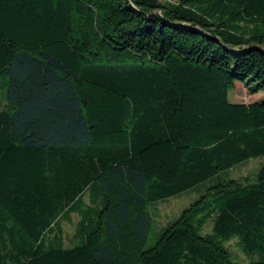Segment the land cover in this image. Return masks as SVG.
<instances>
[{
	"label": "trees",
	"instance_id": "1",
	"mask_svg": "<svg viewBox=\"0 0 264 264\" xmlns=\"http://www.w3.org/2000/svg\"><path fill=\"white\" fill-rule=\"evenodd\" d=\"M241 82L264 95V0H0V264H237L234 236L264 264V164L148 247L151 203L264 155Z\"/></svg>",
	"mask_w": 264,
	"mask_h": 264
},
{
	"label": "rangeland",
	"instance_id": "2",
	"mask_svg": "<svg viewBox=\"0 0 264 264\" xmlns=\"http://www.w3.org/2000/svg\"><path fill=\"white\" fill-rule=\"evenodd\" d=\"M161 2H170L177 3L179 0H160ZM1 95H5V90L0 89V99ZM264 98V95L258 94H250L245 87L244 83L241 82L236 85L235 88L229 90V100L231 102L238 103H249L253 101H260ZM5 105L4 101H0V106ZM264 164V155L258 157L249 158L241 163L236 164L231 169L222 172L219 176L211 177L204 182L198 184L194 188L186 190L178 195H174L165 199H161L157 202L151 203L149 206V213L153 218V232L151 234L148 247L153 245L158 237V231L168 224L169 221H173L178 218L181 212L188 207L191 203L200 198L207 190L208 187L217 183L219 178L222 179H245L248 178L251 181L255 180L256 173L260 170V167ZM85 201L88 202V196H85ZM71 219L68 221L66 218H62L61 227L64 233V244L66 246L73 245L76 242V238L74 233L76 231V227L80 220V216L77 211H73L71 213ZM204 223L202 225L201 234H211L213 231V218L212 217H204ZM76 243H79L77 240ZM230 254L232 260L237 262V264H251L254 259L250 255H248L238 236H234L232 239L228 240L224 244Z\"/></svg>",
	"mask_w": 264,
	"mask_h": 264
}]
</instances>
